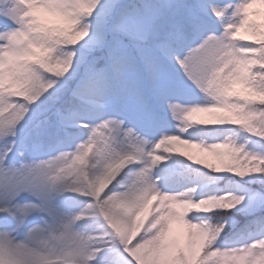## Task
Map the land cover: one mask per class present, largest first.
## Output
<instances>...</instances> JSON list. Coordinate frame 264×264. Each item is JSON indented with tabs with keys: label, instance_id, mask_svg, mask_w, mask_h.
Listing matches in <instances>:
<instances>
[{
	"label": "snow or ice",
	"instance_id": "1",
	"mask_svg": "<svg viewBox=\"0 0 264 264\" xmlns=\"http://www.w3.org/2000/svg\"><path fill=\"white\" fill-rule=\"evenodd\" d=\"M0 264H264V0H0Z\"/></svg>",
	"mask_w": 264,
	"mask_h": 264
}]
</instances>
